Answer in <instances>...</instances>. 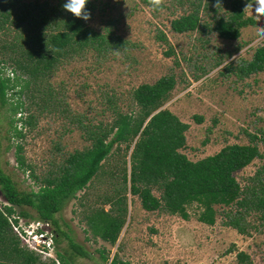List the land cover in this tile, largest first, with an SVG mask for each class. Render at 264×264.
<instances>
[{
	"label": "rangeland",
	"instance_id": "1",
	"mask_svg": "<svg viewBox=\"0 0 264 264\" xmlns=\"http://www.w3.org/2000/svg\"><path fill=\"white\" fill-rule=\"evenodd\" d=\"M21 1L29 4V8L37 4L46 9L47 4H44L47 1L55 4L60 0ZM90 1L95 4V9L88 19L89 25L101 32L109 30L127 40L126 50L97 56L91 49L61 65L49 78V84L62 102L57 111H49L46 107L41 112L30 96L34 93L36 101L42 102L40 94L43 92L37 93L34 86L26 90L21 99L25 101V107L31 105L32 110L25 108L22 117L25 119L32 112L36 118L32 126L18 121L24 137L13 136L11 132L10 105L18 101L20 87L11 91L9 104L0 107V159L2 167L13 176L19 188L38 190L41 179L48 175L55 163L91 144L81 121L93 124L111 121L113 112L109 109L108 95H115L123 111L137 109L132 94L134 89L170 74L176 76L177 83L162 108L170 109L190 124L186 131L187 146L182 149L190 159L197 161L213 155L227 144L249 143L248 133L260 137L257 142L264 153V140H261L264 137V70L243 79L236 74V67L244 60H250L255 49L264 44V14L257 17L256 2L249 3L250 8L249 4L246 6V14L254 17L256 23L243 27L239 39L229 40L209 28L203 32H174L172 19L189 9L186 4H180V0ZM203 16L212 22L208 13L204 12ZM160 31L167 35L169 43L157 37ZM7 34L0 37L1 43L10 41L16 33L13 30ZM170 46L175 54H168ZM219 57L223 61L217 65ZM230 63H233L234 70H227ZM12 69L8 63L6 73L11 77L14 76ZM44 86L47 87V81ZM197 115L202 117V122L196 120ZM16 117L19 118L20 114L17 113ZM18 144L23 145V155L31 169L25 171L19 166L16 160ZM116 152L115 146L113 156L104 165L106 172H101L89 187L79 191L58 214L63 227L91 252L92 257L78 256V264H106L100 253L103 248L108 249L111 256L118 251L132 264H242L238 259L240 251L249 254L251 264H264L261 213L252 211L245 215L248 233H241L226 224L225 212L236 209V205L216 204V221L207 224L199 219L201 207L197 202L188 205L190 216L184 218L165 209L147 211L137 195L128 193V216L117 243L113 245L95 236L85 220V205L111 210L110 204L103 203V196L115 192L112 191L110 170L123 157V151ZM263 165L264 158H256L236 172V176L244 185ZM31 170L40 180H36ZM154 192L160 195L158 190ZM5 200L0 188V203L6 204ZM27 208L34 212L31 207ZM13 229L22 244L32 248V241ZM60 247H69L68 239H63ZM42 258L47 261L55 259L60 264L55 251L54 257L43 255Z\"/></svg>",
	"mask_w": 264,
	"mask_h": 264
},
{
	"label": "trees",
	"instance_id": "2",
	"mask_svg": "<svg viewBox=\"0 0 264 264\" xmlns=\"http://www.w3.org/2000/svg\"><path fill=\"white\" fill-rule=\"evenodd\" d=\"M180 1L189 9L172 19L171 28L177 33L203 32L209 28L222 38L235 40L241 37L243 27L256 23L254 17L246 14V6L256 0ZM46 4V9L37 4L29 8L30 5L21 0H0V37L13 30L16 33L10 41L0 42V107L8 105L11 91L20 87L17 91L18 101L10 105L11 132L16 137L25 136L18 121L30 126L35 123L36 117L32 112L25 119L22 117L25 108L32 110V106L25 107L26 103L21 99L26 90L34 86L37 93L43 92L40 94L43 103L36 101L34 93L30 96L41 112L46 107L49 111H57L62 102L49 84V78L61 65L91 49L97 56L108 55L111 51L126 50L128 44L127 40L115 36L111 31H98L89 25L88 19L66 10L64 0L55 4L47 1ZM86 7L92 15L95 4L89 0ZM224 9L226 13H223ZM204 12L209 14L212 22L204 18ZM157 37L169 43L163 31ZM168 54H175L172 46ZM221 58L217 59V65L222 63ZM8 63L13 67V77L6 73ZM236 68L240 79L264 70V44L255 49L250 60H244ZM227 70H234L233 63L227 65ZM46 81L47 87L44 86ZM176 83L174 74L162 76L154 83H142L132 92L137 109L128 112L118 106L115 95H108L112 120L97 124L81 121V127L91 144L65 155L58 164L55 163V167L41 179L38 190L19 188L13 176L2 167L0 159V188L7 202L0 203V264H57L55 259L43 260L37 251L22 244L12 226V220L17 221L11 220L16 212L29 219L51 223L60 264H78V256L92 257L91 252L63 227L58 214L79 191L89 187L101 172H106L104 165L113 156L115 146L116 153L123 151L120 163L110 170L112 191L115 192L103 196V203L110 204L111 210L85 205V220L95 236L113 245L117 243L128 216V193L137 195L147 211L165 209L184 218L190 216L188 205L197 202L201 207L199 219L207 224L216 221V204L236 205V209L225 212L226 224L241 233H248L245 216L248 213L260 212V218L264 221V165L244 185L236 176V172L256 158H264L257 142L260 137L248 133L249 143L227 144L213 155L197 161L190 159L182 151L187 146L186 131L190 124L182 121L170 109L162 108ZM17 113L20 114L19 118L16 117ZM196 120L202 122L203 119L197 115ZM23 150V145L18 144L16 160L26 171L32 166L27 163ZM31 174L40 180L32 170ZM27 207L34 209V212ZM63 239H68L69 247H60ZM100 253L106 264H132L123 259L118 251L111 256L110 251L103 248ZM238 259L242 264H251L250 256L245 251L238 253Z\"/></svg>",
	"mask_w": 264,
	"mask_h": 264
},
{
	"label": "built area",
	"instance_id": "3",
	"mask_svg": "<svg viewBox=\"0 0 264 264\" xmlns=\"http://www.w3.org/2000/svg\"><path fill=\"white\" fill-rule=\"evenodd\" d=\"M12 219H16L17 221ZM11 220L13 228H15L20 236L22 237L24 234L28 237L29 241H32V248L28 246L30 249L37 251L40 255L54 257V251L56 250L55 234L50 222L25 220L21 215H13Z\"/></svg>",
	"mask_w": 264,
	"mask_h": 264
},
{
	"label": "clouds",
	"instance_id": "4",
	"mask_svg": "<svg viewBox=\"0 0 264 264\" xmlns=\"http://www.w3.org/2000/svg\"><path fill=\"white\" fill-rule=\"evenodd\" d=\"M88 3H89V0H64L63 7L66 10L70 11L71 13H74L77 17H82L83 19L87 20L89 19L91 15L90 9L86 7ZM250 6L251 4L248 5V8H250ZM255 12L257 14V17L260 14H264V0H256ZM33 220H39V219H33ZM41 221H44V220H41Z\"/></svg>",
	"mask_w": 264,
	"mask_h": 264
},
{
	"label": "water",
	"instance_id": "5",
	"mask_svg": "<svg viewBox=\"0 0 264 264\" xmlns=\"http://www.w3.org/2000/svg\"><path fill=\"white\" fill-rule=\"evenodd\" d=\"M159 110H160V109H159ZM159 110H158V111H159Z\"/></svg>",
	"mask_w": 264,
	"mask_h": 264
}]
</instances>
